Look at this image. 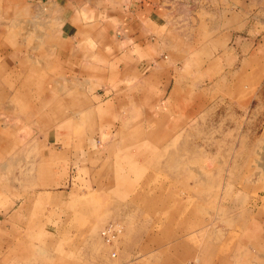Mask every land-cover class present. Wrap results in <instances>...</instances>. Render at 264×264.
Listing matches in <instances>:
<instances>
[{
	"label": "rangeland",
	"instance_id": "obj_1",
	"mask_svg": "<svg viewBox=\"0 0 264 264\" xmlns=\"http://www.w3.org/2000/svg\"><path fill=\"white\" fill-rule=\"evenodd\" d=\"M133 2L0 0V264H264V0H158L141 41L116 36ZM68 14L107 37L94 61L135 53L154 80L57 72L12 97Z\"/></svg>",
	"mask_w": 264,
	"mask_h": 264
},
{
	"label": "crops",
	"instance_id": "obj_2",
	"mask_svg": "<svg viewBox=\"0 0 264 264\" xmlns=\"http://www.w3.org/2000/svg\"><path fill=\"white\" fill-rule=\"evenodd\" d=\"M160 10L158 0H135L131 6L126 8L127 16L120 20L118 25L121 34L117 32L116 36L118 34L119 38L135 41L147 39L150 33L155 30L154 27H160V23L156 21V17L161 16ZM75 21L78 19H74L71 14L61 16L54 36H49L50 38L46 41L51 46V53L48 54V57L45 56L46 58L42 56L41 59L48 58V60L41 67L37 64L34 70H30L29 66H25L23 70L20 69L21 73L26 71L29 74L28 76H26L27 73L24 74L22 78L20 77L21 79L17 80V83L13 84V90L9 93L12 97H15L16 87L21 83L22 85H31L30 83L35 82L37 78L40 79L41 76L45 79H48L47 76L53 79L57 76V72L65 75L75 74L86 80L90 78L93 81L98 79L108 81L117 79L121 71L128 69L133 74L144 71L145 78H147L144 80L147 82L154 80L156 75L154 73L147 75L148 71L145 70L147 67L144 64L146 58H139L135 53L129 54L130 56H127V52L124 51L115 53L108 62L106 61V64L94 61V59L100 61L104 59L106 52L104 53L102 49L107 48L105 47V43L108 42L106 41L107 37L104 33L102 34L100 28L92 27L88 22L77 24ZM101 44L104 45L101 46ZM108 45L110 47L111 43ZM42 68L44 69L42 70ZM143 85L147 86L146 83ZM17 99H21V96H18ZM38 133L37 131L34 136H38ZM62 136L66 135L62 133L59 124L48 130L46 137L48 154L58 155L66 149V143L63 144ZM0 149H4V115L2 114H0ZM3 206L6 210L8 205L0 204V211L4 213Z\"/></svg>",
	"mask_w": 264,
	"mask_h": 264
},
{
	"label": "built area",
	"instance_id": "obj_3",
	"mask_svg": "<svg viewBox=\"0 0 264 264\" xmlns=\"http://www.w3.org/2000/svg\"><path fill=\"white\" fill-rule=\"evenodd\" d=\"M120 231L121 229L118 224L110 222L102 228L100 234L105 243L110 245L117 240ZM111 255L114 256L115 252H112Z\"/></svg>",
	"mask_w": 264,
	"mask_h": 264
},
{
	"label": "bare ground",
	"instance_id": "obj_4",
	"mask_svg": "<svg viewBox=\"0 0 264 264\" xmlns=\"http://www.w3.org/2000/svg\"><path fill=\"white\" fill-rule=\"evenodd\" d=\"M256 162H257V160H256Z\"/></svg>",
	"mask_w": 264,
	"mask_h": 264
}]
</instances>
